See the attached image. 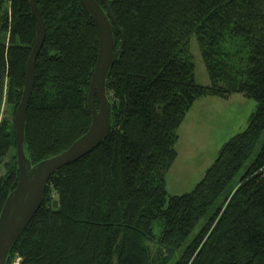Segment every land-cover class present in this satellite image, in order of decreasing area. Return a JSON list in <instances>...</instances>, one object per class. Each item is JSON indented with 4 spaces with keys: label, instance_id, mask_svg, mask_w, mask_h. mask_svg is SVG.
I'll return each instance as SVG.
<instances>
[{
    "label": "trees",
    "instance_id": "obj_1",
    "mask_svg": "<svg viewBox=\"0 0 264 264\" xmlns=\"http://www.w3.org/2000/svg\"><path fill=\"white\" fill-rule=\"evenodd\" d=\"M106 1L115 49L123 36L105 80L110 129L50 175L5 264H264V0ZM36 2L45 38L26 109L24 149L32 164L89 127L98 51L96 25L80 0ZM35 35L28 0H0V108L6 80L5 100L15 111ZM192 35L209 84L195 79ZM224 42L245 47L239 69ZM231 92L255 102L247 126L220 145L190 191L168 194L165 174L186 112L201 96ZM10 149L13 118H0V164ZM4 166L0 209L18 180L16 155Z\"/></svg>",
    "mask_w": 264,
    "mask_h": 264
},
{
    "label": "water",
    "instance_id": "obj_2",
    "mask_svg": "<svg viewBox=\"0 0 264 264\" xmlns=\"http://www.w3.org/2000/svg\"><path fill=\"white\" fill-rule=\"evenodd\" d=\"M80 1L92 16L98 32V51L87 92V105L91 113L90 125L68 147L32 164L24 149V129L26 109L34 83L36 57L45 38V25L36 0H28L35 18L36 35L26 60L23 88L13 116L19 175L0 209V264L6 263L14 241L41 205L50 175L96 147L111 126V101L106 92L105 80L109 68L123 47V36L115 49L112 27L116 22L106 0ZM95 98L98 107L95 105ZM57 205L58 201L54 199L53 207Z\"/></svg>",
    "mask_w": 264,
    "mask_h": 264
},
{
    "label": "rangeland",
    "instance_id": "obj_3",
    "mask_svg": "<svg viewBox=\"0 0 264 264\" xmlns=\"http://www.w3.org/2000/svg\"><path fill=\"white\" fill-rule=\"evenodd\" d=\"M222 47L227 52L229 51V55H234L229 61L234 68L239 69V62L243 61L246 56L245 47L239 43L229 42H224ZM188 50L194 63L196 81L200 84H209V78L194 35L189 38ZM5 83L6 80L3 83L0 118L11 122L14 109L6 103ZM254 110V100L240 92H231L225 98L211 95L197 98L176 130L178 138L174 147L177 154L165 174L167 193L172 195L190 191L215 158L220 145L247 126ZM263 135L264 130L262 137ZM14 155L15 149H10L3 158L0 164V176L5 172L4 163ZM249 160L244 163L237 176L244 171ZM203 221L202 219L198 222L186 242L197 233ZM149 247L151 254H154L157 251L156 241H150ZM15 260L18 258L16 257Z\"/></svg>",
    "mask_w": 264,
    "mask_h": 264
}]
</instances>
